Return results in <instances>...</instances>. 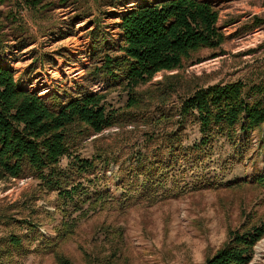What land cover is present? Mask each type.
Returning a JSON list of instances; mask_svg holds the SVG:
<instances>
[{
	"label": "trees",
	"instance_id": "1",
	"mask_svg": "<svg viewBox=\"0 0 264 264\" xmlns=\"http://www.w3.org/2000/svg\"><path fill=\"white\" fill-rule=\"evenodd\" d=\"M92 1L104 6L102 0ZM118 1L107 0L105 6L116 7ZM47 2L0 0V6L9 8L0 11V54L9 42H21L22 49L33 42L21 15L25 10L44 17L60 4L76 12L78 8L79 18L92 16L88 0ZM219 10L205 0L143 1L121 16L119 44L110 43L111 36L100 28L92 33V63L84 78L89 85L64 96L43 99L23 89L15 71L0 64V184L28 178L38 182L23 200L0 206V264H20L33 253L50 254L56 264H76L63 248L89 217L111 210L122 214L142 200L154 206L190 193L182 182L186 175L205 172V162L217 154L215 142L226 141L238 150V139L249 142L259 132L263 150L264 75L251 83L211 86L186 75L203 51L220 48L227 40ZM174 72L152 84L159 73ZM96 85L103 88L93 89ZM111 129L118 130L116 143L105 145L103 134ZM82 140H92L90 156L81 155ZM111 166L117 167L113 179L120 196L108 185ZM214 180L207 175L199 189L254 188L264 196V174L253 180ZM49 194L55 195L62 219L55 239L45 240L39 234L37 203ZM36 237L43 241L31 251ZM263 238L264 219L231 230L205 264H250Z\"/></svg>",
	"mask_w": 264,
	"mask_h": 264
},
{
	"label": "rangeland",
	"instance_id": "2",
	"mask_svg": "<svg viewBox=\"0 0 264 264\" xmlns=\"http://www.w3.org/2000/svg\"><path fill=\"white\" fill-rule=\"evenodd\" d=\"M52 1L59 3L48 0L47 5ZM143 1L158 0H119L116 7L105 6L107 0H102L104 6L100 7L88 0L92 16L87 19L78 17V8H74L76 12L73 8L63 9L60 4L47 11L44 17H32L25 10L21 12L24 26L34 40L25 49L21 48V42H9L0 54V64L15 71L23 89L38 93L43 99L55 94L76 93L79 86L89 85L84 78L92 63V33L100 28L109 33L110 43L119 44L121 34L117 27L121 16ZM205 1L219 7V26L227 40L220 48L203 51L199 63L188 67L186 75L198 77L197 83L202 86L258 81L264 75V0ZM8 9L0 6V11ZM175 73H159L152 84L163 80L164 75ZM92 88L100 90L103 85ZM117 131L111 129L103 134L105 145L116 143ZM196 134L194 130L192 137ZM259 137V132L253 133L249 142L241 137L240 142H236L238 150L226 141L215 142L217 154L211 162H205V172L195 173L193 178L186 175L182 182L190 193L183 192L154 206L142 200L122 214L112 210L97 213L83 222L74 240L64 246V253L76 264H205L224 246L231 230L255 225L264 219V196L257 189H199L207 175L215 178L216 184L223 179L227 182L263 176L264 148L260 149ZM92 140L79 142L81 155L90 156L94 152ZM238 152L241 154L237 155ZM116 171L117 167L111 166L107 177L113 179ZM112 179L108 185L120 196L117 190L120 186ZM37 185L32 178L0 184V206L23 200L37 189ZM55 200V195L49 194L37 203L38 213L42 214L39 234L45 240L55 239V228L62 219L56 213ZM42 241H33L31 251ZM20 264L56 262L50 254L33 253ZM250 264H264V238L254 247Z\"/></svg>",
	"mask_w": 264,
	"mask_h": 264
}]
</instances>
